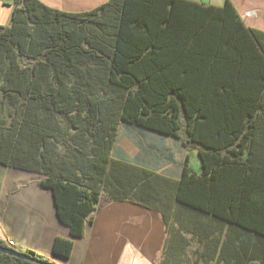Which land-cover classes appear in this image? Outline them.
Listing matches in <instances>:
<instances>
[{
  "label": "trees",
  "instance_id": "16d2710c",
  "mask_svg": "<svg viewBox=\"0 0 264 264\" xmlns=\"http://www.w3.org/2000/svg\"><path fill=\"white\" fill-rule=\"evenodd\" d=\"M261 33L230 0H107L82 12L13 0L0 24V162L52 190L70 232L55 237V256H70L103 189L125 198L155 175L110 158L120 123L199 146L201 170L184 165L176 199L264 235V104L238 84L264 66ZM0 264L37 263L0 252Z\"/></svg>",
  "mask_w": 264,
  "mask_h": 264
},
{
  "label": "crops",
  "instance_id": "0c3cea01",
  "mask_svg": "<svg viewBox=\"0 0 264 264\" xmlns=\"http://www.w3.org/2000/svg\"><path fill=\"white\" fill-rule=\"evenodd\" d=\"M40 1L55 9L82 12L107 0ZM193 1L215 6L225 2ZM230 1L246 26L264 32V0ZM12 9L13 0H0L1 25L9 23ZM253 70L238 84L251 89L244 92L253 102L264 104V87L258 93L253 80L254 76L264 79V66ZM217 131L224 133V129L205 133L216 136ZM198 148H187L179 137L120 123L110 158L155 175L141 180L125 198L111 197L103 189L92 222L85 225L83 236L73 238L67 258L52 252L55 237H70V232L57 216L52 190L40 183L43 175L0 162V240L11 239V248L58 264H264V235L176 199L177 183L192 151L198 159L193 170H201Z\"/></svg>",
  "mask_w": 264,
  "mask_h": 264
},
{
  "label": "water",
  "instance_id": "95a60500",
  "mask_svg": "<svg viewBox=\"0 0 264 264\" xmlns=\"http://www.w3.org/2000/svg\"><path fill=\"white\" fill-rule=\"evenodd\" d=\"M0 252L7 253V254L13 255L17 258L24 259V260L34 262L37 264H51L50 262L35 258L33 253L17 251L13 248H9V247L3 246L1 244H0Z\"/></svg>",
  "mask_w": 264,
  "mask_h": 264
},
{
  "label": "rangeland",
  "instance_id": "374dc122",
  "mask_svg": "<svg viewBox=\"0 0 264 264\" xmlns=\"http://www.w3.org/2000/svg\"><path fill=\"white\" fill-rule=\"evenodd\" d=\"M107 105H111L112 107H114V105H115L116 107H118L120 105V99L117 97L115 102L107 104ZM187 148H189V147H187ZM189 165L192 169L198 167V159H197L196 152H194V151H192V155L189 158Z\"/></svg>",
  "mask_w": 264,
  "mask_h": 264
},
{
  "label": "built area",
  "instance_id": "2783aa9c",
  "mask_svg": "<svg viewBox=\"0 0 264 264\" xmlns=\"http://www.w3.org/2000/svg\"><path fill=\"white\" fill-rule=\"evenodd\" d=\"M4 244H6L7 246L11 247L14 245V241L11 239H6L5 241H3Z\"/></svg>",
  "mask_w": 264,
  "mask_h": 264
}]
</instances>
